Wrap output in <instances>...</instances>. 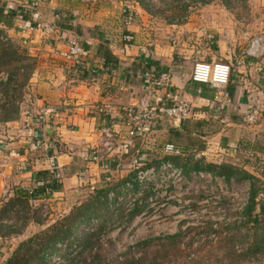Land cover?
I'll use <instances>...</instances> for the list:
<instances>
[{
    "label": "crops",
    "instance_id": "1",
    "mask_svg": "<svg viewBox=\"0 0 264 264\" xmlns=\"http://www.w3.org/2000/svg\"><path fill=\"white\" fill-rule=\"evenodd\" d=\"M246 1L244 23L230 8H206L193 21L178 24L150 15L141 0H30L34 10L22 9L31 13L34 25L19 18L6 31L20 39L35 60L25 99L35 112L46 107H58L59 112L48 123L37 124L25 115L28 106L23 103L19 120L0 125L5 160L0 189L14 198L20 191L26 195L32 188L36 193L45 190L43 196L29 197L31 203L75 198L103 185L114 187L136 169L134 159L149 141L173 139L177 132L204 139L208 155L213 156V143L221 151L248 147L252 157L256 147L264 157V111L255 125L243 123L253 107L264 109V55L243 54L249 38L264 39V0ZM0 6L6 13L16 5L0 0ZM224 13L230 22L221 26L215 17ZM77 44L86 52L79 66L53 53ZM197 60L232 67L229 103L216 100L221 91L193 83ZM164 73L171 74L168 87L159 81ZM148 94L155 104L186 100L196 114L186 122L146 125L130 138L123 125L125 110ZM105 127L116 134V148L111 162L99 164L92 151ZM37 134L54 141V147L48 152L35 149L32 139ZM52 155L59 167L57 191L44 189L35 178V173L49 171ZM6 240L0 237V264L9 258Z\"/></svg>",
    "mask_w": 264,
    "mask_h": 264
},
{
    "label": "rangeland",
    "instance_id": "2",
    "mask_svg": "<svg viewBox=\"0 0 264 264\" xmlns=\"http://www.w3.org/2000/svg\"><path fill=\"white\" fill-rule=\"evenodd\" d=\"M10 1L15 7H26V10L31 4L30 0ZM246 7V0L145 1V8L150 15L178 24L193 21L195 14L206 8H230L242 21ZM215 18L221 26L230 22L227 13ZM2 32L0 41L10 39L14 44L12 49L8 46L3 49L15 51L23 59L29 57L20 45V39L6 30L2 29ZM21 59L0 70V82L8 80L14 69L20 66ZM23 66L32 70L34 62L28 60L27 64L23 60ZM29 72L20 70L18 83ZM4 99L3 87L0 86V106L5 102ZM210 148L214 151L213 156L209 154L197 158L191 151L188 154L190 161L202 160L213 164L228 162L253 175L256 178L254 184L259 190L255 211L258 222L248 220L246 216L251 203L250 181L227 183L212 172L188 170L189 165L176 166L169 161L175 169L182 171V178L171 173H157L149 181L134 183L128 191L120 184L114 187L118 190L114 191L115 195L119 193L116 197H120L110 198L116 218L118 214L130 216L136 209L140 213L105 235L96 251L85 252L79 257L80 252L75 248V243L70 247L65 242L49 250L42 264H264V253L252 254L256 240H261L264 235V215H259V209L264 207V157L257 153L256 147L253 149L256 153L254 157L248 147L221 151L212 143ZM2 152L0 149V171L5 163ZM136 177L137 174L134 179ZM13 190L14 187H11V195ZM5 191L0 189V228L7 239L4 243L9 250V257L22 242L35 235L51 232L72 211L94 199L93 193L85 192L65 200L23 201V204L1 215L7 203L14 199L13 196L9 197V193L5 195ZM101 201L103 203L104 199ZM82 229L84 226L77 234ZM258 246L264 247V242Z\"/></svg>",
    "mask_w": 264,
    "mask_h": 264
},
{
    "label": "trees",
    "instance_id": "3",
    "mask_svg": "<svg viewBox=\"0 0 264 264\" xmlns=\"http://www.w3.org/2000/svg\"><path fill=\"white\" fill-rule=\"evenodd\" d=\"M145 1L141 0V3L145 5ZM21 19L25 22V24H29L28 26H33L32 15L28 11L22 9L21 7H13L9 8V10L4 13L3 6H0V38L3 35L2 29L6 30V27H11L13 22L17 19ZM0 41V70L6 68L13 61H17L16 59H21V63L19 67L14 69L13 74H11L8 80L3 83L0 82V86L3 87L5 102L0 106V123L6 124L10 122H15L19 120L22 103L25 100L26 93L24 90L28 86L33 69L35 67V60L31 57H20L17 55V52L6 50V48H2L4 46H8L9 49L13 47V41L10 39H2ZM5 40V41H4ZM20 57V58H18ZM23 60L28 64L29 61L34 62V67L32 70L27 68V66H23ZM29 67V66H28ZM20 70H24V72L30 71L29 74H26L23 77V81L18 83V74ZM2 71V70H1ZM0 71V72H1ZM195 111L193 110V115L195 116ZM192 118L186 120L190 121ZM184 121V122H186ZM199 127H202L203 124H199ZM152 143L147 145L139 152L136 156L137 165L136 169L131 172L128 176H124L118 182L115 183V186L120 184L119 186H123L126 189L128 183H134V178L138 171H144L152 167H156L163 162H172L176 166L189 165L190 168L188 170L194 171H209L215 174L216 176L224 179L227 183H231L232 181H250L252 183L251 188V203L247 209L246 216L248 220H254L258 222V219L255 216L257 199L259 196V190L256 187L254 182L256 178L251 175L249 172L241 169L233 164L228 162L221 164H213L206 163L205 161L193 162L190 161L188 154L191 151L197 150V152H204L206 150V141L204 139H200L198 137L187 136L186 134H181L179 132L175 133L173 139H152ZM174 145L181 151L180 155H167L165 154V146L166 145ZM237 148V147H235ZM239 148V147H238ZM35 178L38 180L40 185L44 187V189H49L53 191H57L61 188V183L59 178L53 179L49 171H40L39 173H35ZM42 178V180L40 179ZM47 182V183H46ZM104 186V187H103ZM101 189H95L94 199L91 202L84 204L83 206L78 207L76 211H72V213L64 220L59 223L53 230L50 232H45L42 235H35L28 240L22 242L10 255L8 258L7 264H42L46 259V253L51 249H56L58 244L68 242V245L71 247L74 243L75 248L79 250V257L85 252H94L100 247V241L102 243V238L105 235H108L112 231H114L115 227H118L122 223H126L131 218L136 217L140 212V210H135L134 213L130 216L119 215L116 218L115 213L112 212V199L111 194L113 193V198L119 195H115L114 191H118L114 187H110L109 185H103ZM118 186V187H119ZM39 187V186H38ZM40 188V187H39ZM116 189V190H115ZM122 193V192H121ZM23 191L17 193L16 197L7 203L4 207L3 212L7 213L10 209L19 204H23V201L26 203L29 202V195ZM45 194V190L37 191L35 193V198L39 196H43ZM124 196V195H121ZM102 199H104L102 203ZM13 208V209H14ZM259 215H264V207L259 209ZM246 217V218H247ZM95 221V222H94ZM92 225L95 227L92 228ZM84 226V229L81 230L80 233L77 234L79 229ZM0 237L1 239H5V235L2 234V230L0 228ZM262 237V236H261ZM102 239V240H101ZM264 242V235L261 240H256V245L253 247L252 254H263L264 247H259L260 243ZM69 247V248H70ZM256 248V249H255ZM255 251V252H254Z\"/></svg>",
    "mask_w": 264,
    "mask_h": 264
},
{
    "label": "built area",
    "instance_id": "4",
    "mask_svg": "<svg viewBox=\"0 0 264 264\" xmlns=\"http://www.w3.org/2000/svg\"><path fill=\"white\" fill-rule=\"evenodd\" d=\"M37 2V1H36ZM29 11L34 10L33 7H27ZM247 47L244 51V56L251 57H261L264 55V39L261 37H252L248 39ZM55 56H59L65 61L74 63L79 66L82 64L85 57V49L80 45H71L66 50H54ZM232 75V67L225 63H208L201 60H197L194 64L192 81L200 86H207L211 89L221 91V95L216 97V100L222 99L223 103L230 102V95L227 92V87L230 83ZM160 83L166 87L171 85V74L164 73L159 79ZM198 94H201V89L198 90ZM166 99H170L167 96ZM30 99L26 98L24 104L27 105V109L24 113L27 117L32 118L37 124L48 123L51 118H53L58 112V107H46L37 112L34 111L30 106ZM22 103V107H23ZM23 111V108H22ZM264 109L261 106L253 107L251 112L247 114L244 118V124L247 126L255 125L260 119L261 114ZM125 118L123 125L129 129V137L134 138L137 136V131L139 128L146 125L161 126L164 123H179L184 122L192 117L193 106L190 102L186 100H179L174 104L170 105L167 101L162 100L161 103L155 104L152 95L144 96L137 105H134L125 110ZM117 136L111 131L110 128H104L102 130V140L93 149L92 155L94 160L99 164H104L105 162H111L113 154L115 152V140ZM35 149L45 150V152L50 151L54 147L53 143L45 139L44 135L37 134L34 135L32 139ZM129 146H133L132 142H128ZM134 148V147H133ZM165 154L167 155H180L181 151L174 145H166ZM197 158L208 155L205 151L197 153L196 150L192 151ZM134 165H137L136 157L134 159ZM49 173L53 179L59 178V167L57 164V159L55 155H52L48 159ZM161 173H171L172 175H177L182 178V171L180 169H175V167L168 161L163 162L159 167H152L144 171H138L134 183H142L144 180H151L156 174ZM224 180V179H223ZM225 181V180H224ZM134 183H128L126 190L132 189ZM8 191H5V195H8ZM29 197L34 199L36 188L29 189L27 191ZM113 195H111V198ZM215 229L218 228L217 225L214 226Z\"/></svg>",
    "mask_w": 264,
    "mask_h": 264
}]
</instances>
